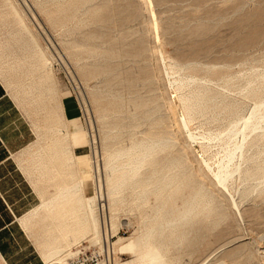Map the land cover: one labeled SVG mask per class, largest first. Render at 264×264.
<instances>
[{"label": "rangeland", "instance_id": "obj_1", "mask_svg": "<svg viewBox=\"0 0 264 264\" xmlns=\"http://www.w3.org/2000/svg\"><path fill=\"white\" fill-rule=\"evenodd\" d=\"M7 1H0V82L24 111L33 134L30 138L35 139L25 151L30 159L26 173L31 183L40 189L42 202L52 197L54 182L42 177L38 163L55 141L47 129L58 119L69 134L63 143L72 148L75 156L76 165L68 171L70 181L87 178L83 184L84 193L82 191V197H79L80 204L96 192L98 182L101 183L99 193L106 194L113 181L119 179L121 171L104 176L102 167L108 158L131 149L135 143L171 139L146 159L139 176L123 188L125 191L122 189L108 200L105 198L106 201L97 206L100 246H93L91 238L78 242L71 237L65 243L69 251L73 253L80 245L96 247L103 252L104 258L110 257L115 264H148L145 250L156 246L164 256L165 264H264V185L246 200L241 198L247 185H255L257 181L243 182L236 175L224 186L216 184L213 176L220 166L225 167L228 155L234 150L233 145L238 147L246 142V148L253 140V134L245 131L244 140L240 132L241 127H245L246 117L249 118L253 109L263 103L261 99L264 100V76H260L264 75V0ZM99 10L101 12L97 14ZM76 20L79 22L75 23ZM23 37L36 43L30 40L27 43ZM6 43H10L9 46ZM26 46L33 51L30 49L29 52ZM36 49L41 53L38 54ZM25 52H35L38 57L42 56L41 60H47L39 58L25 62L28 55L25 56ZM15 53L20 55L19 58ZM23 55L25 57L21 58ZM258 86L259 91L249 93L251 88ZM194 91L204 93L205 118L209 117V121L198 117L189 123L181 114L180 98ZM263 108L260 114L264 113ZM101 110L106 113H99ZM233 132L238 139L226 138L232 137ZM58 135L61 136L57 134L56 137ZM238 158L236 154L232 164H237ZM125 162L126 158H123L118 165ZM170 163L172 169L168 171ZM243 168L242 173H245L246 168ZM163 175L167 176L166 180L172 178L174 183L159 192L155 184ZM147 178L149 189L145 184ZM201 188L205 190L204 194L208 190L203 202L192 215L182 219L184 221L179 217L177 220L187 208L186 201ZM209 195H213L210 201ZM164 197H167L166 201ZM37 218L40 220L42 252L46 248L65 246L62 242L49 244V239L53 240L49 234L56 235L45 228L51 225L52 214L42 209ZM151 229L154 235L150 236L154 237L145 240V234Z\"/></svg>", "mask_w": 264, "mask_h": 264}, {"label": "bare ground", "instance_id": "obj_2", "mask_svg": "<svg viewBox=\"0 0 264 264\" xmlns=\"http://www.w3.org/2000/svg\"><path fill=\"white\" fill-rule=\"evenodd\" d=\"M1 1V0H0ZM3 1V0H2ZM4 1H7V0H4ZM45 1V0H44ZM48 1V0H47ZM46 1V2H47ZM53 1V0H52ZM55 1V0H54ZM57 1V0H56ZM59 1V0H58ZM57 1V2H58ZM69 1V0H68ZM67 1V2H68ZM90 1V0H89ZM88 1V2H89ZM92 1V0H91ZM8 2V1H7ZM43 2V1H42ZM46 2H44V3H46ZM49 2H51V1H49ZM49 2H47V3H49ZM62 2V1H61ZM60 2V3H61ZM66 2V1H65ZM81 2H83L82 0H81ZM94 2V1H93ZM41 3V2H40ZM52 3H54V2H52ZM51 3V4H52ZM59 3V2H58ZM57 3V4H58ZM84 3V2H83ZM86 3V6L88 5V3L87 2H85ZM97 3V2H96ZM9 4H11V3H9ZM43 4V3H42ZM41 4V5H42ZM50 4V5H51ZM76 4H77V1H76ZM95 4V3H94ZM55 5V4H54ZM62 5H64L63 3H62ZM75 5V4H74ZM89 5H91V4H89ZM12 6V5H11ZM49 6V5H48ZM61 6V5H60ZM95 6V5H94ZM8 7H9V5H8ZM46 7V6H45ZM88 7V6H87ZM52 8V7H51ZM50 8V9H51ZM81 9V8H80ZM81 11V10H80ZM101 11H102V9H101ZM100 10L97 12V14L99 13V12H101ZM14 14H17V12L14 10ZM45 12H47V11H45ZM43 13V12H42ZM57 13V12H56ZM80 13H82V12H80ZM12 14H13V12H12ZM74 15V14H73ZM20 16V15H19ZM61 16V15H60ZM72 16V15H71ZM78 16V15H77ZM82 16V15H81ZM15 17H17L16 15H15ZM14 17V18H15ZM64 17V16H63ZM70 17V16H69ZM74 17H76V15H74ZM73 17V18H74ZM82 17H84V16H82ZM87 17V16H86ZM86 17H84V18H86ZM21 18V17H20ZM72 18V19H73ZM80 18V17H79ZM16 19V18H15ZM58 19V18H57ZM71 19V18H70ZM89 19V18H88ZM87 19V20H88ZM92 19V18H91ZM18 20L19 21H21L20 19H19V17H18ZM17 20V21H18ZM65 20V19H64ZM80 20V19H79ZM15 20H13V22H14ZM51 21V20H50ZM71 21H74V19L73 20H71ZM77 21V20H76ZM79 21H77V22H75V23H78ZM82 22V21H81ZM80 22V23H81ZM51 23V22H50ZM71 23V22H70ZM20 24V23H19ZM24 25V22L23 23H21V25ZM53 24V23H52ZM14 26H15V24H13ZM21 25H19L20 26V28L22 27ZM53 25H55V24H53ZM74 25V24H73ZM1 27V26H0ZM54 28H55V26H53ZM72 27V26H71ZM76 28V27H75ZM19 29V28H18ZM69 29H71V28H69ZM24 30H25V28H24ZM28 30V29H27ZM74 30V29H73ZM19 31V30H18ZM26 31V30H25ZM29 32V31H28ZM13 33H14V31H13ZM19 32H16L15 34H18ZM8 34V33H7ZM20 34V33H19ZM29 34V33H28ZM14 35V34H13ZM21 35V34H20ZM23 35H24V33H23ZM26 35H27V33H26ZM25 35V36H26ZM30 35V34H29ZM5 36V35H4ZM9 35H7L6 37H8ZM18 35H16V37H17ZM5 37V38H6ZM19 38H20V36H18ZM22 37V36H21ZM31 37V36H30ZM29 37V38H30ZM92 37V36H91ZM90 37V38H91ZM11 38H12V36H11ZM10 38V39H11ZM25 37H23V39H24ZM26 38H28V37H26ZM26 38H25V40H26ZM93 38V37H92ZM4 39V38H3ZM9 39V38H8ZM22 39V38H21ZM23 39H22V41H23ZM20 40V39H19ZM24 40V41H25ZM30 41H32L31 40V38L29 39ZM27 41V43L28 42H30V41ZM84 41H85V39H83ZM89 40V39H88ZM91 40H93V39H91ZM3 41V40H2ZM11 41V40H10ZM14 42L13 43H16L15 41L16 40H13ZM18 41V40H17ZM82 41V40H81ZM87 41V40H86ZM95 41V40H94ZM4 42H6V40L4 41ZM18 42H20L21 44L20 45H22V42L21 41H18ZM17 42V43H18ZM33 43H34V41H32ZM36 43V42H35ZM34 43V44H35ZM6 44H8V43H6ZM10 44V43H9ZM9 44H8V46H9ZM19 44V43H18ZM25 44V43H24ZM32 44V43H31ZM15 45H17V44H15ZM29 45V44H28ZM12 46L14 47V44H12ZM19 46V45H18ZM23 46V45H22ZM34 46V45H33ZM81 46V44L78 46V47H80ZM21 47V46H20ZM19 47V48H20ZM23 47H25V46H23ZM23 47H21V48H23ZM28 47L29 46H26V48L28 49ZM31 47V46H30ZM35 47V46H34ZM76 48H77V46H75ZM75 47H73V48H75ZM9 49L11 48V46L10 47H8ZM16 48H18L17 46H16ZM36 48V47H35ZM39 48V47H38ZM75 48V52L77 51V49ZM5 49V48H4ZM14 49H15V47H14ZM25 49V48H24ZM32 51H33V49L32 48H30ZM30 49H28L29 50V52H30ZM79 49V48H78ZM84 49V48H83ZM87 49V48H86ZM6 50V49H5ZM4 50V51H5ZM16 50H18V49H16ZM20 51L22 50V51H24L23 49H19ZM89 50V49H88ZM88 50H87V52H88ZM92 50V49H91ZM26 51V50H25ZM36 52H37V49L35 50ZM74 51V50H73ZM11 53L13 52V50L12 51H10ZM8 53V54H11V53ZM85 52V51H84ZM87 52H85V53H87ZM6 54V52H3V54ZM23 53V52H22ZM38 53V52H37ZM41 52H39L38 54H40ZM74 53V52H73ZM92 53V52H91ZM91 53H89V54H91ZM14 54V53H13ZM16 54V53H15ZM18 54H20L21 55V53L18 51ZM18 54H16L17 56L16 57H18L19 58V56L20 55H18ZM26 54H28V53H26L25 52V56H26ZM38 54H36L35 52H31V54H28L26 57L23 55V56H21V58L22 57H25L24 58V61L25 62H29L30 61V59H32V60H37V59H39L40 57H42V56H39L38 57ZM73 55V54H72ZM10 56V55H9ZM14 57V56H13ZM15 57V58H16ZM10 58V57H9ZM11 58H12V56H11ZM100 58H102L101 56H100ZM98 59V58H97ZM17 60V59H16ZM40 60H41V58H40ZM44 61L45 60H47V59H43ZM43 60H41V61H43ZM98 61H100V59L98 60ZM102 61V60H101ZM106 61V60H105ZM94 62V61H93ZM47 63V62H46ZM99 64V63H98ZM32 62H31V67L30 68H32ZM36 65V64H35ZM34 65V66H35ZM47 66H48V63L46 64ZM97 65V64H96ZM20 67V66H19ZM28 67V66H27ZM90 67H91V65H90ZM96 67V66H95ZM34 68V67H33ZM37 68H38V66H37ZM175 68V67H174ZM91 69V68H90ZM100 69V68H99ZM178 69V68H177ZM182 69V68H181ZM17 70V69H16ZM15 70V71H16ZM19 70H20V68H19ZM19 70H18V72H19ZM34 70H39V69H34ZM41 71V70H40ZM103 71V70H102ZM177 71V70H176ZM180 72H181V70H179ZM207 71H210V70H207ZM179 72V73H180ZM23 73H24V71H23ZM26 73V72H25ZM25 73H24V75H25ZM40 72H38V74H39ZM43 73V72H42ZM45 73H46V71H45ZM48 73V72H47ZM175 73V72H174ZM177 73H178V71H177ZM36 74V73H35ZM44 74V73H43ZM43 74H41L42 76L41 77H44L43 76ZM100 74V73H99ZM106 74V73H105ZM37 75V74H36ZM45 75V74H44ZM47 75V74H46ZM95 75V74H94ZM111 75V74H110ZM109 75V76H110ZM27 76H28V74H27ZM31 76H33V75H31ZM98 76V75H97ZM100 77H101V75H99ZM262 78H263V76L264 75H260ZM27 78V77H26ZM31 78V77H30ZM40 78V77H39ZM93 78H95V77H93ZM29 79V78H28ZM36 79V78H35ZM40 79H42V78H40ZM45 79H46V76H45ZM260 79V78H259ZM259 79L257 80L258 82H259ZM202 80V79H201ZM38 81V80H37ZM43 81V80H42ZM49 81V80H48ZM196 81V80H195ZM199 81H200V79H199ZM260 81H261V79H260ZM32 82V81H31ZM44 82V81H43ZM196 82H198V81H196ZM34 83V82H33ZM199 84H200V82H198ZM40 84V83H39ZM38 84V85H39ZM43 84V83H42ZM45 84V83H44ZM264 84V83H263ZM31 85V84H30ZM202 85H204V84H202ZM190 86V85H189ZM189 86L187 85V87L189 88ZM38 87V86H37ZM39 87H41V86H39ZM196 87V86H195ZM35 88V87H34ZM179 88H183V87H181V86H179ZM186 88V87H185ZM192 89H193V87H191ZM264 88V87H263ZM36 89V88H35ZM187 89V88H186ZM192 89H191V91H192ZM208 89V88H207ZM196 90H198L197 88H196ZM210 90V89H209ZM249 90V89H248ZM260 90V87L258 86V87H256V88H254V89H252L251 88V90H249V93L250 94H253L254 92H257V91H259ZM38 91V90H37ZM187 91H189L188 89H187ZM202 91V90H201ZM201 91H194V92H191L190 93V95H188V94H185V95H187V96H185L184 94V96L185 97H182V98H180V106H181V114H183V117L186 119V121L187 122H189L190 123V121L192 120L193 121V119H196V118H205V116H207L206 115V102H205V96H204V93H202ZM208 92V91H207ZM187 93V92H186ZM260 93H261V91H260ZM182 94V93H181ZM180 94V95H181ZM44 95V94H43ZM263 95H264V93H263ZM262 95V96H263ZM223 96H225V95H223ZM222 96V97H223ZM246 97V96H245ZM247 98V97H246ZM213 99V98H212ZM139 100V99H138ZM225 100V99H224ZM262 101H263V103L261 102V105H260V103H259V107H255L254 109H253V111H252V113H251V115H250V117L248 118V117H246L247 118V121H246V119H245V127H241V129H243L241 132H240V135L243 137L242 139H244L245 140V138H244V132L245 131H247V132H249L250 134H253L254 136H252V138H253V140L251 141V143L250 144H248V147H246L245 148V143H244V145L242 144V145H240V144H238L239 146L237 147V144H236V146H232V147H234V150H232L231 152H230V149H229V152H230V154L228 155L229 157H228V160L227 159H225V160H227V163H226V165H225V167H222V166H220L221 168H217L218 169V171L216 172V173H214L213 174V176H214V178L217 180V182H216V184L217 183H219L218 185H224V186H226L225 184H226V182L227 181H229V180H231L232 179V177H234V176H236L237 175V179L239 178L240 180H242L243 182H248V181H257L258 183L257 184H255V185H247L248 187H247V190H245L246 192H245V194L243 195L242 194V197L243 198H241V199H246V200H248V198L252 195V193H254V192H258L259 191V186L260 185H264V113H263V111H262V114H260L261 113V110H262V108L264 107V100L263 99H261ZM140 101V100H139ZM218 101V100H217ZM223 101V100H222ZM226 101V100H225ZM225 101H223L224 103H225ZM256 101V100H255ZM260 100H258V102H259ZM216 102V101H215ZM219 102V101H218ZM216 103V104H219V103ZM119 103H122V102H120L119 101ZM122 104H125V103H122ZM153 104H154V102H153ZM228 104V103H227ZM230 104V103H229ZM233 104H234V102H233ZM263 104V105H262ZM120 105V104H119ZM129 105V104H128ZM147 105V104H146ZM156 106H157V104H155ZM222 105H223V103H222ZM41 106V105H40ZM43 107L45 106V105H42ZM123 106V105H122ZM139 106V105H138ZM137 106V107H138ZM230 106V105H229ZM155 107V106H154ZM213 107V106H212ZM140 108H141V106H140ZM208 108V107H207ZM101 109V108H100ZM138 109V108H137ZM226 109V108H225ZM225 109H224V111H225ZM264 109V108H263ZM49 110V109H48ZM105 110V109H104ZM121 110V109H120ZM122 110H123V108H122ZM103 110H101L99 113H104V112H102ZM230 111V110H229ZM53 111H51V114H53L52 113ZM119 112V111H118ZM215 112V111H214ZM106 113V112H105ZM104 113V114H105ZM108 113V112H107ZM147 113V112H146ZM230 113V112H229ZM50 114V113H49ZM232 114V113H231ZM234 114V113H233ZM236 114V113H235ZM119 115V114H118ZM151 115V114H150ZM156 115V114H155ZM215 115V114H214ZM229 115V114H228ZM227 115V116H228ZM103 116V115H102ZM102 116H100L101 118H103ZM107 116V115H106ZM112 116V115H111ZM113 116H116L115 114L113 115ZM112 116V117H113ZM142 116H143V114H142ZM210 116V115H209ZM212 116V115H211ZM230 116H232V115H230ZM52 117V116H51ZM108 117V116H107ZM158 117V116H157ZM207 118V117H206ZM205 118V120H208V118L206 119ZM221 118V117H220ZM219 118V119H220ZM230 118V117H229ZM234 118V117H233ZM235 118H236V116H235ZM153 119H155V118H153ZM218 119V118H217ZM231 119V118H230ZM229 119V120H230ZM238 119H240V117L238 118ZM145 120V119H144ZM152 120V119H151ZM198 120V119H197ZM213 120V119H212ZM223 120V119H222ZM241 120V119H240ZM103 121V120H102ZM106 121V120H105ZM146 121V120H145ZM199 121V120H198ZM203 121V120H202ZM201 121V122H202ZM209 121V120H208ZM218 121H221V120H218ZM235 121H237V120H235ZM239 122V121H238ZM238 122H236L237 124H238ZM206 123V122H205ZM235 123V122H234ZM235 123V124H236ZM140 124V123H139ZM154 124H156V121L154 122ZM229 124V123H228ZM232 124V123H231ZM236 124V125H237ZM241 124V123H240ZM244 124V123H243ZM43 125H44V123H43ZM108 125V124H107ZM158 125H160V124H158ZM162 125V124H161ZM203 125V124H202ZM113 126V125H112ZM231 126V125H230ZM235 126V125H234ZM244 126V125H243ZM232 127H233V124H232ZM37 128V127H36ZM105 128V127H104ZM159 128V127H158ZM41 129V128H40ZM107 129H108V126H107ZM231 129H235V127L234 128H231ZM45 130V129H44ZM48 130V132H49V135H50V138H54L55 139V141H54V143H53V145H52V147L49 149V148H47L48 149V152H46V154H44L43 156H41V158H40V162L38 163L39 164V168L41 169V174H42V177L43 178H45L48 182H54V184H53V191H54V193H53V195H52V197L51 198H49L48 200H45L43 203H42V207L40 208V210H42V209H44V210H48V212H50L51 214H52V222H51V225H49V226H47L46 225V223H45V225L47 226V227H45L46 228V230H52V233L54 234H56V235H54V236H51L52 234H49L50 235V238L51 237H53V240H52V238L51 239H49V244L52 242L53 244L54 243H58V242H62V243H66V241L67 240H69L71 237L73 238L74 237V239L76 238V240L78 239V242L80 241V240H82V239H84V238H91L92 239V241H93V246H96V247H99L100 246V241H99V239H98V236H99V230H98V227H97V217H96V208H97V206L99 207L100 206V204L99 203H101V202H105L106 200H105V198L107 199V198H110L113 194H115V193H120V191L124 188V187H126L127 185H129L130 183H132V181H133V179H135V178H137L138 176H139V172H140V170L145 166V161H146V159L148 158V157H150V156H152L154 153H155V151H156V149H159V148H162V147H164V145H165V143L167 142V140H165V139H160V140H151V141H148V142H141V143H138V144H134L133 145V147L131 148V149H129V150H127V151H122V152H118V153H116V155L115 156H113V157H110V158H108L106 161H105V163H104V166L102 167L103 168V170H104V173L103 174H105L104 176H108L109 174H111V176H112V173L114 172V174L116 173V171H121V175H120V177H119V179L116 181L115 179V181H113L114 182V184H113V186L111 187V188H109L108 189V191H107V193L106 194H104L103 193V191H102V193L100 194L99 193V188L101 187V183L100 182H98V184H97V186H96V192H94V194L92 195V196H90V197H86V198H84V202L82 203V204H80V196L82 195V191H83V184L85 185L86 184V182H87V178H84V179H78L77 178V180H74L73 182H71L70 181V173L68 174V171H69V169L70 168H74L75 167V165H76V162H75V156H73V154H72V148L70 147V146H67V145H64V141L66 140V139H68L69 138V134H68V132H67V130L65 129V127H63V126H61L60 125V122H59V119H58V121H56L55 122V124L53 125V127L52 128H49V129H47ZM109 130V129H108ZM232 131V130H231ZM239 131H240V129H239ZM128 132V131H127ZM235 132H236V130H235ZM40 133H42L43 134V131L41 130V132ZM45 133H46V131H45ZM44 133V134H45ZM137 133V132H136ZM239 133V132H238ZM57 134H60L61 136H59V137H56V135ZM233 135H231L232 137H226V138H228V139H234L235 138V135H236V133H232ZM235 134V135H234ZM41 135V134H40ZM39 135V136H40ZM132 135V134H131ZM229 135V134H228ZM228 135H226V136H228ZM238 135V134H237ZM249 135V134H248ZM43 136V135H42ZM48 136V135H47ZM130 136V135H129ZM234 136V137H233ZM250 136V135H249ZM249 136H248V139H249ZM106 137V136H105ZM141 137H143L142 136V134H141ZM225 137V136H224ZM247 137V136H246ZM44 138V137H43ZM131 138V137H130ZM144 138V137H143ZM223 138V137H222ZM226 138H224V140L226 139ZM117 139V138H116ZM217 139V138H216ZM236 139H238V138H235V140ZM242 139H240V142L242 141ZM46 140V139H45ZM53 140V139H52ZM115 140V139H114ZM171 139H169L168 140V142L170 141ZM227 140V139H226ZM251 140V139H250ZM116 141V140H115ZM173 141V140H172ZM210 141H212V139L210 140ZM214 141H215V139H214ZM218 141V140H217ZM118 142V141H117ZM171 142V141H170ZM216 142V141H215ZM219 142V141H218ZM226 142V141H225ZM236 142V141H235ZM71 143V142H70ZM212 143V142H211ZM227 143H228V140H227ZM226 143V144H227ZM230 143H232V141L230 142ZM261 143H263V144H261ZM37 144V143H36ZM131 144V143H130ZM220 144V143H219ZM120 145H122V144H120ZM119 145V146H120ZM214 145H215V147H216V143H214ZM217 145H218V143H217ZM228 145V144H227ZM231 145V144H230ZM208 146H210V145H207V147ZM212 147H214L213 145H211ZM221 145H219V147H220ZM224 146H225V144H224ZM229 146V145H228ZM247 146V145H246ZM34 147V146H33ZM203 147H204V145H203ZM206 147V148H207ZM226 147V146H225ZM231 147V146H230ZM36 148V147H35ZM210 148V147H209ZM209 148H207V149H209ZM224 148V147H223ZM255 148V151H253V149ZM38 149V148H37ZM205 149V148H204ZM220 149H221V147H220ZM232 149V148H231ZM35 150V149H34ZM104 150H106V149H104ZM109 150V149H108ZM41 151V150H40ZM170 151V150H169ZM225 151H226V149H225ZM30 152V151H29ZM39 152V151H38ZM226 152H228V150L226 151ZM228 152V153H229ZM36 153H37V150H36ZM109 153V152H108ZM111 153V152H110ZM171 153V151L169 152V154ZM205 153V152H204ZM211 154H212V151L210 152ZM225 153V152H224ZM227 153V154H228ZM35 154V153H34ZM156 154V153H155ZM173 154V153H172ZM206 154H209L208 152L206 153ZM205 154V155H206ZM215 154V153H214ZM236 154H237V156L239 157L238 158V160H239V162L237 163V164H232L234 161V157L236 156ZM111 155V154H110ZM109 155V156H110ZM212 156H214V155H212ZM209 157V156H208ZM123 158H126V162L124 163V164H120V165H118V162L119 161H121V159H123ZM164 158H167V157H164ZM174 159V158H173ZM172 159V160H173ZM184 159V158H183ZM208 159V158H207ZM211 159H212V157H211ZM38 160V159H37ZM151 160V159H150ZM175 160V159H174ZM209 160V159H208ZM152 161V160H151ZM176 161V160H175ZM236 161V160H235ZM154 162V161H153ZM180 163V162H179ZM207 163V162H206ZM205 163V164H206ZM172 163H170V164H168L169 166L167 167L168 168V171H171V169H172V166L170 167V165H171ZM177 165V164H176ZM217 165V164H216ZM220 165V164H219ZM221 165H222V163H221ZM156 166V165H155ZM154 166V167H155ZM241 166H243V167H245L246 169H245V173H242L243 171L241 170V169H243L244 170V168L242 167L241 168ZM88 167V166H87ZM147 168V167H146ZM163 168V167H162ZM209 168V167H208ZM38 169V168H37ZM210 169V168H209ZM165 170V169H164ZM147 172V171H146ZM102 173V172H101ZM154 173V172H153ZM156 173V172H155ZM154 173V174H155ZM103 174H101V175H103ZM113 174V175H114ZM120 174V173H119ZM182 174H184V172L182 173ZM191 175V174H190ZM152 176H154V175H152ZM166 175H163V176H161L160 177V179L156 182V184H155V188L156 189H158V191L160 190V191H162V190H164V189H169L171 186H172V184L174 183V180L172 179V178H170L169 177V179L167 178V180H166ZM155 178V177H154ZM185 178V177H184ZM108 180H109V178H107ZM148 179V178H147ZM151 179V178H150ZM72 180V179H71ZM213 180V179H212ZM233 180V179H232ZM43 181V180H42ZM139 181V180H138ZM137 181V182H138ZM141 181V180H140ZM152 181V180H151ZM182 181V180H181ZM180 181V182H181ZM191 181V180H190ZM214 181V180H213ZM109 182V181H108ZM150 181H149V179L148 180H146L145 181V184L147 185V188L149 189V185H150V183H149ZM165 182V184L163 185V183ZM179 182V183H180ZM215 182V181H214ZM105 183V182H104ZM141 184H142V182H140ZM253 183V182H252ZM187 184H188V182H187ZM199 184H200V182H199ZM88 185V184H87ZM137 184H134V186H136ZM203 184H201V186H202ZM137 186H139L140 187V185H137ZM177 186H178V184H177ZM182 186V185H181ZM250 186V187H249ZM129 187V186H128ZM143 187V186H142ZM183 187V186H182ZM244 187H246V186H244ZM132 188V187H131ZM134 188H137V187H134ZM145 188V187H144ZM197 188V187H196ZM204 188V187H203ZM89 189V188H88ZM87 189V190H88ZM103 189V188H102ZM125 189V188H124ZM123 189V190H124ZM156 189H155V191H156ZM182 189V188H181ZM209 189V188H208ZM145 190V189H144ZM152 190V189H151ZM179 190V189H178ZM125 191V190H124ZM138 191V190H137ZM137 191H136V193H137ZM154 191V190H153ZM159 191V192H160ZM177 191V190H176ZM196 191V190H195ZM203 191H205V190H203L202 188L198 191L197 190V192L190 198V200L187 202L186 201V203H187V208L183 211V213H179L180 214V216H177V220H179L178 219V217L181 219V221H184V220H182V219H184L186 216H190V215H192L191 213H193V212H195V209L198 207V205H200V203L201 202H203V199H204V197L206 196V194H208L207 192H208V190H207V192L204 194L203 193ZM212 192V191H211ZM210 192V193H211ZM83 193H84V191H83ZM123 193V192H122ZM139 193V192H138ZM157 193V192H156ZM156 193H154V194H156ZM209 193V194H210ZM240 193V192H239ZM244 193V192H243ZM119 195H121V194H119ZM140 195H142V194H140ZM144 195V194H143ZM142 195V196H143ZM158 195V194H157ZM118 196V195H117ZM136 196H138L137 194H136ZM213 195H209V199H208V201H210V200H212V197ZM82 197V196H81ZM161 197V196H160ZM143 198H145V197H143ZM167 198V197H166ZM165 197H164V200L166 199ZM114 199V198H113ZM119 199V198H118ZM118 199H117V201H118ZM122 199V198H121ZM120 199V200H121ZM169 199V198H168ZM108 200V199H107ZM136 200H137V198H136ZM139 200V199H138ZM137 200V201H138ZM145 200V199H144ZM112 201V200H111ZM141 201V200H140ZM161 201H163V200H161ZM166 201V200H165ZM168 201V200H167ZM183 201V200H182ZM206 201V200H205ZM204 201V202H205ZM157 202V201H156ZM212 202V201H211ZM243 202H244V200H243ZM143 203V202H142ZM114 204V203H113ZM143 205V204H142ZM238 205V204H237ZM112 206V205H111ZM113 206H115V205H113ZM183 206V205H182ZM180 207V206H179ZM206 208H207V205L205 206ZM158 208V207H157ZM171 209H172V207H171ZM40 210H39V212H40ZM107 210V209H106ZM158 210V209H157ZM202 210V209H201ZM109 211V210H108ZM106 212V213H110V212ZM178 211H179V208H178ZM44 212V211H43ZM46 212V211H45ZM158 212V211H157ZM164 212V211H163ZM167 212V211H166ZM159 213V212H158ZM168 213V212H167ZM172 213V212H171ZM34 214V213H33ZM162 214H164L165 215V212L164 213H162ZM35 215V214H34ZM43 215V214H42ZM46 215V214H45ZM47 215H48V213H47ZM169 215H170V213H169ZM168 215V216H169ZM41 216V215H40ZM196 216V215H195ZM225 216V215H224ZM51 217V216H50ZM110 217V216H109ZM166 217V216H165ZM44 218V217H43ZM158 218H159V216H158ZM164 218V217H163ZM169 218V217H168ZM172 218H173V216H172ZM171 218V219H172ZM203 218V217H202ZM42 219V218H41ZM174 219V218H173ZM172 219V220H173ZM198 219V218H197ZM214 219H215V217H214ZM222 219V218H221ZM111 220V219H110ZM158 220V219H157ZM152 222V221H151ZM159 222H160V219H159ZM198 222V221H197ZM220 222V221H219ZM156 223V222H155ZM50 224V223H49ZM153 224V223H152ZM159 224H161V223H158V225ZM44 225V224H43ZM144 225V224H143ZM153 227L154 226H156V225H152ZM192 227V226H191ZM170 228V227H169ZM174 228V227H173ZM184 228V227H183ZM144 229H147V228H145L144 227ZM154 229V228H153ZM153 229H151V230H149L146 234H145V237H144V239L146 240V239H148V237L151 235V234H153L154 233V230ZM159 229V228H158ZM161 229H162V227H161ZM161 229H160V231H161ZM192 229V228H191ZM172 230H174V229H172ZM186 230V229H185ZM44 231H45V229H44ZM43 231V232H44ZM145 231V230H144ZM147 231V230H146ZM166 231V230H165ZM184 231V230H183ZM188 231V230H187ZM46 232V231H45ZM49 232V231H48ZM47 232V233H48ZM142 232H143V230H142ZM191 232V231H190ZM189 232V233H190ZM196 232V231H195ZM144 233V232H143ZM169 233H171V232H169ZM168 233V234H169ZM188 233V232H187ZM199 233V232H198ZM160 234H163V233H160ZM191 234V233H190ZM102 235V234H101ZM154 235V234H153ZM197 235V234H196ZM47 236V235H46ZM103 236V235H102ZM150 237H154V236H150ZM161 237V236H160ZM178 237V236H177ZM49 238V237H48ZM47 238V239H48ZM101 238H103V237H101ZM169 238H171L170 236H169ZM46 239V240H47ZM140 239V238H139ZM150 239V238H149ZM161 239V238H160ZM179 239V238H178ZM178 239H176V240H178ZM91 241V242H92ZM102 241V240H101ZM171 241V240H170ZM169 241V242H170ZM46 242V241H45ZM154 242H155V239H154ZM158 242V241H157ZM160 242V241H159ZM59 243V244H60ZM138 243V242H137ZM42 245H43V243H41ZM70 244V243H69ZM180 244V243H179ZM178 244V245H179ZM52 244H50V246H51ZM143 245V244H142ZM146 245V244H145ZM47 246V245H46ZM45 246V247H46ZM50 246H47V247H50ZM169 246V245H168ZM135 247V246H134ZM139 247V246H138ZM160 247V246H159ZM69 246H66V244H65V246H63V247H61V246H58V247H54V248H51V249H48V248H46L44 251H43V255H42V258H43V260H44V263L45 264H66L65 263V261L67 260V259H69V258H71L72 257V255L74 254V252L73 253H71L70 251H69ZM113 249V248H112ZM142 249V248H141ZM142 250H144V249H142ZM168 252V251H167ZM110 253V252H109ZM139 253V252H138ZM141 253V252H140ZM113 254H114V252H113ZM164 254H165V252H164ZM138 255V254H137ZM145 259H146V261L148 262V264H165V259H164V256L160 253V250L156 247V246H151V247H149V248H147L146 250H145ZM143 256V257H144ZM233 258V257H232ZM248 258H250V257H248ZM109 259H110V257H109ZM111 261H110V263L111 264H115L114 262H113V260L112 259H110ZM142 260H144V259H142ZM250 260V259H249ZM167 261V260H166ZM145 264V263H144Z\"/></svg>", "mask_w": 264, "mask_h": 264}, {"label": "crops", "instance_id": "obj_3", "mask_svg": "<svg viewBox=\"0 0 264 264\" xmlns=\"http://www.w3.org/2000/svg\"><path fill=\"white\" fill-rule=\"evenodd\" d=\"M9 95L0 82V264H45L37 218L43 202L26 173L25 151L35 139Z\"/></svg>", "mask_w": 264, "mask_h": 264}, {"label": "built area", "instance_id": "obj_4", "mask_svg": "<svg viewBox=\"0 0 264 264\" xmlns=\"http://www.w3.org/2000/svg\"><path fill=\"white\" fill-rule=\"evenodd\" d=\"M67 264H111L109 258H104L103 252L96 247L80 245L74 251Z\"/></svg>", "mask_w": 264, "mask_h": 264}]
</instances>
